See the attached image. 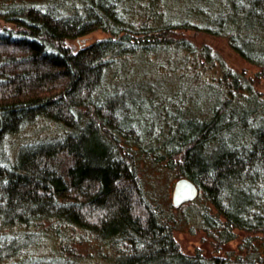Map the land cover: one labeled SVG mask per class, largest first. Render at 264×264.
Returning <instances> with one entry per match:
<instances>
[{
    "label": "trees",
    "instance_id": "16d2710c",
    "mask_svg": "<svg viewBox=\"0 0 264 264\" xmlns=\"http://www.w3.org/2000/svg\"><path fill=\"white\" fill-rule=\"evenodd\" d=\"M165 1L0 0V145L38 119L51 127L13 159L0 158V264H264V243H249L232 257L183 251L173 235L174 215L144 193L138 174L139 161L148 158L191 180L197 197L224 218L221 234L227 226L264 232V216L254 211L264 210L255 199L264 197V98L221 67L218 78L203 82L210 103L198 115L206 116L176 112L145 130L129 120V104L143 94L159 99L150 86L167 75L132 80L147 73L125 64L148 60L153 48L172 46L179 29L203 24L227 33L242 57L264 65L250 45L264 47V0H193L185 18L175 20L163 14ZM97 29L105 35L77 44ZM177 58L159 68L173 69ZM108 72L114 83L105 87Z\"/></svg>",
    "mask_w": 264,
    "mask_h": 264
},
{
    "label": "rangeland",
    "instance_id": "374dc122",
    "mask_svg": "<svg viewBox=\"0 0 264 264\" xmlns=\"http://www.w3.org/2000/svg\"><path fill=\"white\" fill-rule=\"evenodd\" d=\"M167 1V2H166ZM167 5H163L161 9L163 14L173 17L175 20L178 18H185L188 6L193 0H166ZM143 0H138L137 4H142ZM216 5V4H215ZM191 6V5H190ZM164 7V8H163ZM203 9L208 7V4L204 1L201 2ZM129 10L133 14L139 11L138 6L130 7ZM209 11V8H208ZM218 9L212 8V12H217ZM180 16V17H178ZM191 21H195L194 18L189 17ZM131 20V19H130ZM173 20V21H174ZM2 23V22H1ZM201 28L189 26L188 29H179V32L174 34L171 38L172 46H161V48H153L151 56H148V60L137 59L135 61L126 60L127 67L143 68L147 74L132 76V80L135 79H152L155 75H165V81H158L154 83L152 87L153 91L157 94L159 99L150 96L149 94H143V98L138 100L134 104H129L130 121L143 122L145 130L152 126H161L163 124V118L166 115H174L176 112H181L184 117L206 116V113H199L201 110L208 109L209 95L211 91L208 87L203 86V82L210 80L213 76L219 77V68H230L234 72H237L242 79L247 80L252 85V90L260 98H264V65L256 59L248 60L242 57L234 48L231 47L228 40V34L222 30L211 31V29H202L203 24H199ZM105 33L100 29L92 31L91 33L81 37L77 44H88L98 37L104 36ZM163 39V37H162ZM160 39V40H162ZM163 41V40H162ZM77 44L73 46L76 47ZM174 44V45H173ZM252 51L258 55H264V47L261 48L258 41H251L250 43ZM162 50L170 49L171 52L160 53ZM149 52V53H150ZM185 52L190 53L189 58H185ZM148 53V54H149ZM194 55H193V54ZM158 54V55H156ZM178 56V62H173L170 70H162L159 68L161 63H166V60H171ZM195 56V57H194ZM186 62L183 63L182 60ZM204 59H208L211 66L200 67V62L204 63ZM142 60V61H141ZM120 66H125L120 64ZM186 66V68H185ZM188 67V68H187ZM167 66L166 69H168ZM123 70H127L122 67ZM188 69V70H187ZM208 69L207 72L202 73L201 76L197 74L203 70ZM128 71V70H127ZM189 73V77L182 78L184 72ZM111 73L106 75L105 87L110 85L111 79L109 78ZM131 80V81H132ZM150 80H148V83ZM174 92H177V97L174 99L172 96ZM181 94H184V99ZM193 96L189 102L185 101L186 98ZM170 98L171 103L162 102L161 98ZM153 98H155L154 101ZM173 98V99H172ZM161 100V101H160ZM182 100V101H180ZM133 120H132V119ZM156 118V119H155ZM129 122V121H128ZM153 124V125H152ZM155 124V125H154ZM51 128V127H50ZM50 128L45 125L42 119H38L36 123L25 127L21 132L8 136L3 144L0 145V158L13 159L17 150L22 144L34 141L37 138H41L51 133ZM138 174L142 181L144 193L156 203L159 204L166 211L171 212L175 217L174 223V238L177 240L181 249L187 253H194L200 251L207 256L210 255H222V256H235L243 254L249 243L253 246L260 248L264 243V232L260 230H247L236 226H227V228L221 234V229L224 218L217 211L216 207L203 196H198L191 203H186L179 209L168 208L171 204V194L173 186L177 178L174 176V172L170 170H159L158 167H154L152 162L147 158L141 159L138 164ZM256 191V190H254ZM257 203L264 202V197L259 198L255 196ZM257 207L254 211H258L264 216V210ZM169 209V210H167ZM206 212L209 217L215 219L213 225L211 223L204 222L199 219V213ZM222 230V229H221ZM82 251L86 255L88 246L82 244ZM31 250H37V246H31ZM45 249H49V246L42 245ZM40 246V248H42Z\"/></svg>",
    "mask_w": 264,
    "mask_h": 264
},
{
    "label": "water",
    "instance_id": "95a60500",
    "mask_svg": "<svg viewBox=\"0 0 264 264\" xmlns=\"http://www.w3.org/2000/svg\"><path fill=\"white\" fill-rule=\"evenodd\" d=\"M198 195L197 186L188 178L182 177L175 181L171 202L174 206H179L183 203L193 200Z\"/></svg>",
    "mask_w": 264,
    "mask_h": 264
}]
</instances>
